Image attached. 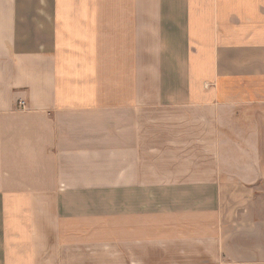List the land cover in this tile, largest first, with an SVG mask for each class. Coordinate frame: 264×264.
Instances as JSON below:
<instances>
[{"label": "crops", "instance_id": "0c3cea01", "mask_svg": "<svg viewBox=\"0 0 264 264\" xmlns=\"http://www.w3.org/2000/svg\"><path fill=\"white\" fill-rule=\"evenodd\" d=\"M0 264H264V0H0Z\"/></svg>", "mask_w": 264, "mask_h": 264}]
</instances>
